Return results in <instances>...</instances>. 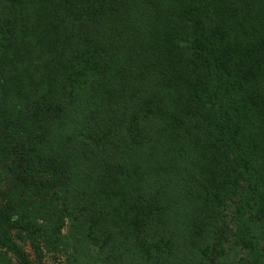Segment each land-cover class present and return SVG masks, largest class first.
I'll return each instance as SVG.
<instances>
[{
	"label": "trees",
	"instance_id": "trees-1",
	"mask_svg": "<svg viewBox=\"0 0 264 264\" xmlns=\"http://www.w3.org/2000/svg\"><path fill=\"white\" fill-rule=\"evenodd\" d=\"M228 201L264 264V0H0V264L64 218L73 255L183 264Z\"/></svg>",
	"mask_w": 264,
	"mask_h": 264
},
{
	"label": "rangeland",
	"instance_id": "rangeland-1",
	"mask_svg": "<svg viewBox=\"0 0 264 264\" xmlns=\"http://www.w3.org/2000/svg\"><path fill=\"white\" fill-rule=\"evenodd\" d=\"M229 203V201L227 202ZM231 204H228L227 208H223L221 212L222 220L218 219V230L215 233H210L211 238L208 239V246L205 251H199L190 255L183 256V264H240V260L245 257L242 247L236 245L233 233L235 231L233 221L232 210L229 209ZM220 212V213H221ZM71 221L68 218H64L62 224L61 235L62 240L60 245L43 248V246L36 252L29 253L32 259L35 260V264H105L103 258H98L97 251L90 250L89 252L73 253L71 237ZM204 246H202L203 248ZM201 248V249H202ZM76 258L73 259V258ZM242 257V258H241Z\"/></svg>",
	"mask_w": 264,
	"mask_h": 264
}]
</instances>
